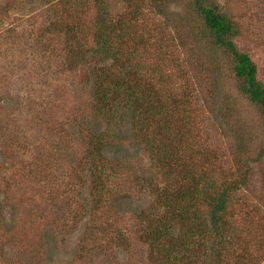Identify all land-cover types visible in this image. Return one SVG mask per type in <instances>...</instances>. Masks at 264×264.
Wrapping results in <instances>:
<instances>
[{
	"label": "rangeland",
	"instance_id": "1",
	"mask_svg": "<svg viewBox=\"0 0 264 264\" xmlns=\"http://www.w3.org/2000/svg\"><path fill=\"white\" fill-rule=\"evenodd\" d=\"M217 2L264 83V0ZM102 18L129 29L137 84L164 109L180 168L232 189L223 218L231 241L218 245L202 225L194 247L199 240L208 264L211 252L218 264H264V157L234 189L238 161L251 164L261 150L264 123L191 0H0V264H165L167 246L147 241L146 215L165 189L153 128L139 139L130 120L108 125L93 115L95 76L106 65L90 45ZM82 43L87 51L72 60ZM94 134L119 139L103 148L101 168ZM149 141L156 147L145 151ZM173 176L177 188L183 173ZM204 209L194 214L206 218ZM178 235L173 224L170 237Z\"/></svg>",
	"mask_w": 264,
	"mask_h": 264
},
{
	"label": "trees",
	"instance_id": "2",
	"mask_svg": "<svg viewBox=\"0 0 264 264\" xmlns=\"http://www.w3.org/2000/svg\"><path fill=\"white\" fill-rule=\"evenodd\" d=\"M191 5L194 12L200 17L203 34L208 39L210 47L218 51L226 60L227 71L235 81L237 92L241 98L254 107L264 123V83L258 79L257 66L250 55L237 49L234 39L239 33L238 25L223 11L217 0H191ZM103 18L96 20L97 33L90 45L92 52L90 55L97 62L106 65V67L98 68L95 76L94 118L103 119L108 125L112 123L117 125L124 120H130L139 139L148 133L149 128L146 127L153 128L154 133H151V140L158 145L155 165L160 174L165 175V189L161 192L160 200L157 199L154 209L146 215L147 227H149L147 241L151 243V248L156 245L155 251L164 250L166 248L164 246H167L164 257L165 264H202V262L208 264L205 262V252L202 250L200 252L198 249L200 248L199 240L198 248L194 247L195 240L196 237L200 238L204 235L203 227H208L209 234L213 235L214 240H218V245L221 246L225 242L231 241V239L225 240L226 237L223 236V233L227 232L223 218L227 210L228 193L232 189L225 187L222 181L220 184H216L213 179L195 177L191 172H184V169L180 168L182 162L179 154L182 149L177 143L176 146H173V143H168L167 134L171 130V125L164 118V109L152 102L154 99L151 92L141 90L137 84L133 59L135 54L125 44L129 29L120 26L116 30L117 27L110 26ZM73 38L74 36L69 39ZM116 39L120 44H116ZM87 44L82 43L80 47H76V50L72 51V60L78 59L76 51H87ZM136 127L140 130H137ZM143 127L146 129H142ZM105 133L109 134V130ZM92 139L96 140L91 154L96 157L101 168L103 148L119 139L117 134H113L109 139L106 138V141L99 134H94ZM155 143L149 141L145 145V151L156 147ZM210 157L208 156V161H211ZM263 157L264 141L257 156L250 160L251 164H248V161H245L244 164L238 161L240 172L238 177L240 178L235 180L234 189H241L249 171L253 168V162ZM182 173L183 182L175 188L172 186V181L175 179L173 175H182ZM186 180L187 185L184 184ZM100 184L103 185V182ZM100 184L97 183L99 186ZM97 185L95 189L101 187ZM204 185H208V187ZM200 205L202 209L205 208L206 218L194 214V210L198 211L197 214L200 212ZM172 210H176V213H171ZM176 221L181 222L177 224ZM173 224L178 227L179 235L177 238L171 239L170 233ZM212 256L217 257L213 262L218 264L220 256L211 252Z\"/></svg>",
	"mask_w": 264,
	"mask_h": 264
}]
</instances>
